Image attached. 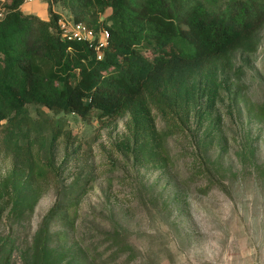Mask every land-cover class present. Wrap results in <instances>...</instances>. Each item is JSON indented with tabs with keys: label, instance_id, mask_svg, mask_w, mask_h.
I'll return each mask as SVG.
<instances>
[{
	"label": "rangeland",
	"instance_id": "1",
	"mask_svg": "<svg viewBox=\"0 0 264 264\" xmlns=\"http://www.w3.org/2000/svg\"><path fill=\"white\" fill-rule=\"evenodd\" d=\"M23 10L49 16L45 0ZM221 76L202 114L150 100L170 159L141 146L129 112L100 121L29 103L1 122L0 264H264V119L251 108L264 28L244 73Z\"/></svg>",
	"mask_w": 264,
	"mask_h": 264
},
{
	"label": "trees",
	"instance_id": "2",
	"mask_svg": "<svg viewBox=\"0 0 264 264\" xmlns=\"http://www.w3.org/2000/svg\"><path fill=\"white\" fill-rule=\"evenodd\" d=\"M26 1H0V123L24 118L29 103L100 121L129 112L141 146L169 159L170 134L157 130L150 100L202 114L223 73H244L264 28V0H45L46 18L25 12ZM54 4L97 38L64 39ZM251 108L264 119V99Z\"/></svg>",
	"mask_w": 264,
	"mask_h": 264
},
{
	"label": "built area",
	"instance_id": "3",
	"mask_svg": "<svg viewBox=\"0 0 264 264\" xmlns=\"http://www.w3.org/2000/svg\"><path fill=\"white\" fill-rule=\"evenodd\" d=\"M32 1V0H27ZM62 37L67 40H88L93 42L97 38V32L82 21H74L71 17L62 16L59 19ZM109 37L108 29L101 30L98 45L99 57L102 56L101 47L106 44Z\"/></svg>",
	"mask_w": 264,
	"mask_h": 264
},
{
	"label": "crops",
	"instance_id": "4",
	"mask_svg": "<svg viewBox=\"0 0 264 264\" xmlns=\"http://www.w3.org/2000/svg\"><path fill=\"white\" fill-rule=\"evenodd\" d=\"M25 3H26V2H25ZM25 3H24V4H25ZM24 4H23V5H24ZM23 5H22V7H23ZM40 10H41V9H40ZM41 11H43V10H41ZM42 17H43V16H42ZM46 17H47V16H46ZM46 17H45V18H46Z\"/></svg>",
	"mask_w": 264,
	"mask_h": 264
}]
</instances>
